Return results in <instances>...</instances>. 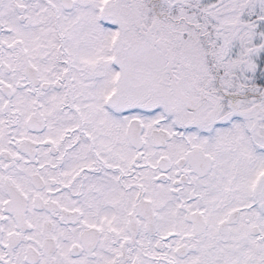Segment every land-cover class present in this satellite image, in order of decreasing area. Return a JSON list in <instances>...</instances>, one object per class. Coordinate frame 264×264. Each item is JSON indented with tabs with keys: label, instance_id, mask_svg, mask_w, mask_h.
<instances>
[{
	"label": "snow or ice",
	"instance_id": "snow-or-ice-1",
	"mask_svg": "<svg viewBox=\"0 0 264 264\" xmlns=\"http://www.w3.org/2000/svg\"><path fill=\"white\" fill-rule=\"evenodd\" d=\"M0 264H264V0H0Z\"/></svg>",
	"mask_w": 264,
	"mask_h": 264
}]
</instances>
